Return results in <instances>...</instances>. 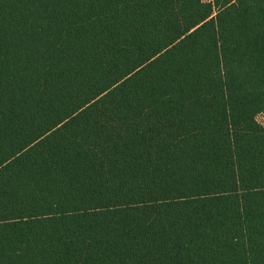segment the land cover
<instances>
[{
    "label": "trees",
    "instance_id": "16d2710c",
    "mask_svg": "<svg viewBox=\"0 0 264 264\" xmlns=\"http://www.w3.org/2000/svg\"><path fill=\"white\" fill-rule=\"evenodd\" d=\"M213 1L0 0V264H264V0Z\"/></svg>",
    "mask_w": 264,
    "mask_h": 264
},
{
    "label": "rangeland",
    "instance_id": "374dc122",
    "mask_svg": "<svg viewBox=\"0 0 264 264\" xmlns=\"http://www.w3.org/2000/svg\"><path fill=\"white\" fill-rule=\"evenodd\" d=\"M224 0H218V3L221 4ZM215 2V0L213 1ZM257 122L260 124V126L264 129V116L263 115H258L256 117Z\"/></svg>",
    "mask_w": 264,
    "mask_h": 264
},
{
    "label": "built area",
    "instance_id": "2783aa9c",
    "mask_svg": "<svg viewBox=\"0 0 264 264\" xmlns=\"http://www.w3.org/2000/svg\"><path fill=\"white\" fill-rule=\"evenodd\" d=\"M201 1L204 3L210 4V3H212L213 0H201Z\"/></svg>",
    "mask_w": 264,
    "mask_h": 264
}]
</instances>
